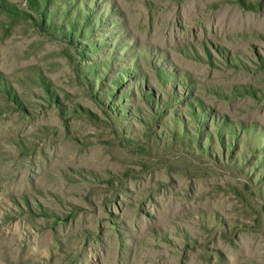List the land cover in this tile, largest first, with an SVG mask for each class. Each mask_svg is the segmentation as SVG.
I'll list each match as a JSON object with an SVG mask.
<instances>
[{
	"label": "rangeland",
	"instance_id": "rangeland-1",
	"mask_svg": "<svg viewBox=\"0 0 264 264\" xmlns=\"http://www.w3.org/2000/svg\"><path fill=\"white\" fill-rule=\"evenodd\" d=\"M0 264H264V0H0Z\"/></svg>",
	"mask_w": 264,
	"mask_h": 264
}]
</instances>
